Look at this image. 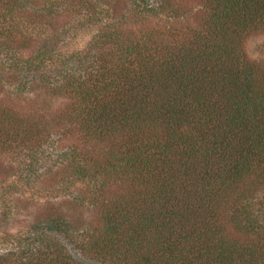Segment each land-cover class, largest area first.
<instances>
[{
    "label": "trees",
    "instance_id": "trees-1",
    "mask_svg": "<svg viewBox=\"0 0 264 264\" xmlns=\"http://www.w3.org/2000/svg\"><path fill=\"white\" fill-rule=\"evenodd\" d=\"M87 30L83 49L61 45ZM261 33L264 0H0V78L66 101L58 123L82 145L55 156L64 189L83 182L101 212V229L56 215L0 237V264H264V66L245 52ZM36 134L0 102L22 170L39 164Z\"/></svg>",
    "mask_w": 264,
    "mask_h": 264
},
{
    "label": "rangeland",
    "instance_id": "rangeland-1",
    "mask_svg": "<svg viewBox=\"0 0 264 264\" xmlns=\"http://www.w3.org/2000/svg\"><path fill=\"white\" fill-rule=\"evenodd\" d=\"M114 1L120 3L125 0ZM154 26L151 21L138 25L147 29ZM94 33L95 30L91 32L87 30L73 38L68 47L65 41L61 45L65 46V50L69 48L71 52L76 51V48L83 49ZM21 40L22 44L25 43L24 46L18 45L21 44ZM13 46H17L14 52L25 58L34 55L37 49L35 37L24 42L18 36ZM245 52L251 62L264 66V33L250 37L245 43ZM18 77V74L11 71L0 78V102L12 110L17 118L26 120L36 130L34 139L25 141V146L33 148V144H40L42 147L38 153L39 164L22 170L29 159L19 154L21 148L15 145L3 148L0 146V215H4L3 218L0 216L2 241L5 239L15 243L34 229H47L49 222L47 219L56 215L70 218L74 224H82L81 227L101 229L98 227L101 212L98 209L85 208L80 201L81 197L89 199L85 192L89 190L92 193L93 190L79 180L75 181L71 188L64 189L71 173L65 172L64 164L56 162L55 159L57 153L60 154L73 146L80 148L82 145L78 138L70 136L69 129L64 130V125L58 123L60 115L65 114L66 101L59 98L55 100L54 96L38 86V82H35L32 76L21 81ZM20 83H25L28 91L19 92ZM60 130L62 132L59 133ZM8 187L11 188L6 189ZM108 190L113 194L117 189L112 187ZM101 200L97 199V202ZM104 200L108 202V199ZM80 240L82 241V238Z\"/></svg>",
    "mask_w": 264,
    "mask_h": 264
}]
</instances>
